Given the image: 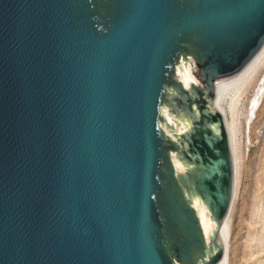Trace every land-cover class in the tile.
I'll return each instance as SVG.
<instances>
[{
    "label": "water",
    "instance_id": "obj_1",
    "mask_svg": "<svg viewBox=\"0 0 264 264\" xmlns=\"http://www.w3.org/2000/svg\"><path fill=\"white\" fill-rule=\"evenodd\" d=\"M263 56L264 0H0V264H219Z\"/></svg>",
    "mask_w": 264,
    "mask_h": 264
},
{
    "label": "rangeland",
    "instance_id": "obj_2",
    "mask_svg": "<svg viewBox=\"0 0 264 264\" xmlns=\"http://www.w3.org/2000/svg\"><path fill=\"white\" fill-rule=\"evenodd\" d=\"M261 71L246 100L235 101L229 119L235 127L236 202L224 264H264V64Z\"/></svg>",
    "mask_w": 264,
    "mask_h": 264
},
{
    "label": "bare ground",
    "instance_id": "obj_3",
    "mask_svg": "<svg viewBox=\"0 0 264 264\" xmlns=\"http://www.w3.org/2000/svg\"><path fill=\"white\" fill-rule=\"evenodd\" d=\"M263 64H264V56L262 57V59L259 61V63L257 64V66L254 68V70L251 72V74L249 75V77L246 79V81L243 83V85L241 86V88L239 89L237 98H236V104L242 103L245 96L254 88L256 87V84L259 82L260 78H261V70L263 68ZM263 84V83H262ZM264 86V85H263ZM262 86V87H263ZM247 97V96H246ZM258 99V98H257ZM257 104V100L254 99L251 102V107L254 108L255 105ZM235 127H233L229 122V132H230V143H231V154H232V159H233V167H234V174H235V196H236V169H237V162H236V156H235V148H234V143H233V139H234V132H235ZM234 130V132H233ZM229 230L230 228H228V232L226 235V239H225V243L223 246V250H224V255L221 259V261L219 262V264H224L225 259L227 257V244H228V239H229Z\"/></svg>",
    "mask_w": 264,
    "mask_h": 264
}]
</instances>
